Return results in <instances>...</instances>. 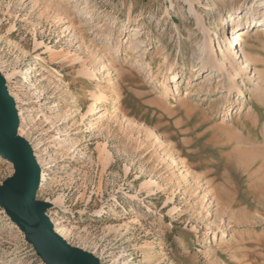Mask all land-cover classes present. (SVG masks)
I'll return each mask as SVG.
<instances>
[{"label":"rangeland","instance_id":"rangeland-1","mask_svg":"<svg viewBox=\"0 0 264 264\" xmlns=\"http://www.w3.org/2000/svg\"><path fill=\"white\" fill-rule=\"evenodd\" d=\"M263 8L0 0L15 137L69 248L98 264H264V26L244 25L231 49L226 38ZM16 174L0 156V264H50L3 203Z\"/></svg>","mask_w":264,"mask_h":264},{"label":"water","instance_id":"water-1","mask_svg":"<svg viewBox=\"0 0 264 264\" xmlns=\"http://www.w3.org/2000/svg\"><path fill=\"white\" fill-rule=\"evenodd\" d=\"M16 126L14 103L0 80V156L13 162L17 170L2 195L7 211L50 264H98L56 236L44 207L34 202L37 165L29 146L15 137Z\"/></svg>","mask_w":264,"mask_h":264},{"label":"bare ground","instance_id":"bare-ground-1","mask_svg":"<svg viewBox=\"0 0 264 264\" xmlns=\"http://www.w3.org/2000/svg\"><path fill=\"white\" fill-rule=\"evenodd\" d=\"M263 20H264V8L263 9H257V10H252V11H248V12H245V13H242L240 15H237L235 18H234V23H233V29L231 30V33H228L226 34V38L228 40V46L229 48H234V47H237V42L238 40L244 36V32L246 30V27H244V25L246 24H254L255 27L254 29L258 28L257 26H259L260 28L263 27ZM242 27H244V29H242ZM242 29V30H241ZM203 47V46H202ZM205 52V51H204ZM203 52H200V55L201 56H204L205 53ZM210 70L208 68V66H204L202 67V72L203 73H208ZM85 73H88V72H85ZM239 73V72H238ZM239 75V74H238ZM199 77V76H198ZM196 77V78H198ZM237 77V76H235ZM132 80V79H131ZM5 86V85H4ZM6 89V91L8 92V87L5 86L4 87ZM9 93V92H8ZM232 94V93H231ZM234 94V93H233ZM104 101V98L102 97L100 99V104L98 105H95L94 106V113L98 112L99 110H101V108H99L100 105H102ZM111 111L115 112L118 110V106H117V101L116 100H112V106H111ZM17 107H15V117L16 119L18 120V117L19 116L17 114ZM31 148V147H30ZM258 150V149H257ZM261 150V149H260ZM264 151V150H263ZM246 155V154H245ZM34 156V155H33ZM239 156V155H238ZM3 157V156H2ZM35 157V156H34ZM33 157V158H34ZM235 157V156H234ZM237 162V161H236ZM249 163V162H248ZM239 164V163H238ZM259 164L262 166L264 164V160H260L259 161ZM256 166V165H255ZM238 169V168H237ZM44 179V175L42 173V170L41 168H39V166L37 165V186H39V184H41V182L43 181ZM45 181V180H44ZM264 198V196H263ZM55 235L58 236L59 238H63V234H64V231L63 230H55L54 231ZM225 232H223V236H225ZM36 245V244H35ZM37 247V246H36Z\"/></svg>","mask_w":264,"mask_h":264}]
</instances>
